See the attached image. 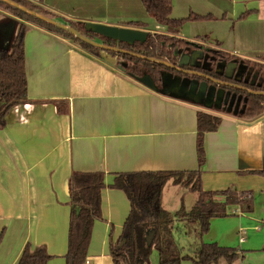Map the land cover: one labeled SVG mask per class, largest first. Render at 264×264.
<instances>
[{
  "label": "crops",
  "instance_id": "crops-1",
  "mask_svg": "<svg viewBox=\"0 0 264 264\" xmlns=\"http://www.w3.org/2000/svg\"><path fill=\"white\" fill-rule=\"evenodd\" d=\"M29 1L73 22L167 31L141 0ZM170 12L177 20L212 16L184 22L177 37L247 60L264 57V0H172ZM0 13L2 25L10 15ZM23 25L28 101L10 109L0 129V264H17L25 248L48 257L46 264H66L70 180L78 171L101 172L105 184L83 264H114L110 244L130 211L125 193L111 186L115 176L165 170H201L205 190L249 192L252 211L231 206L229 215L211 219L203 240L238 252L233 262L216 264H264V177L243 173L264 169V113L247 120L215 112L222 122L205 134L199 166L196 113H213L204 101L151 89L104 50L93 54L30 21Z\"/></svg>",
  "mask_w": 264,
  "mask_h": 264
},
{
  "label": "trees",
  "instance_id": "trees-1",
  "mask_svg": "<svg viewBox=\"0 0 264 264\" xmlns=\"http://www.w3.org/2000/svg\"><path fill=\"white\" fill-rule=\"evenodd\" d=\"M11 1L39 15L66 24L58 18L45 15L49 14V11L45 9L36 11L37 4L35 5L29 0ZM141 2L145 12L157 24L164 25L167 29L166 33L171 35L177 36L182 24L186 21L206 20L212 17L191 13L188 17L177 20L171 18L172 0H141ZM0 5L13 13L27 17L30 22L39 27L71 39L90 53L97 54L102 50L87 45L70 33L55 27L51 22L21 10L6 0H0ZM68 24L91 40H98L104 45L116 46L125 51H130L132 54L119 53L114 50L106 52L123 57L127 62L122 64L120 68L130 72L134 77L149 75L155 84V88L161 93L164 92V86L167 83L171 85L174 83L172 80L184 79L188 81L191 85L190 88L186 87V90L192 94L195 92L194 84L205 82L215 88V91L221 88L224 95L230 98L228 104H222L221 107H218L213 103L209 106L210 108L213 107L222 113L233 114L247 120L261 114L259 108L264 105V73L262 77L254 74L252 69L254 65L249 68L247 64L249 59L240 58L221 49L214 52V59H210L208 50L202 48V55L197 58L194 66H180L181 69L178 70L172 66L178 67L180 54H190L200 46L178 37L191 48L181 50L180 46L177 47L173 43L170 49L167 45L171 42V37L163 34L157 35L160 39L158 44H155L156 35L154 36L149 32L144 43L125 44L104 38L93 31L90 32L89 29L85 28V23L71 21ZM129 24L136 26V28L146 26L144 22L139 21H130ZM9 33H11V28L7 22L0 25V129L6 124L5 117L8 111L15 106L24 105L28 101L26 69L24 68V25L18 26L15 36L8 46V40L5 42V39L11 35ZM230 66L234 71H240L238 77L234 74L227 75L223 71L224 68ZM167 93L193 102L200 101L199 98H192L185 92L183 94ZM201 100L200 102H203V99ZM230 103L232 104L230 105ZM196 115L197 163L200 166L206 158L204 136L218 128L222 122V116L204 111H198ZM243 173L264 177V169H251L243 171ZM167 183L183 186L188 191L193 192L195 202L192 205H186L183 202L172 214L164 208L162 202V192ZM104 186V175L101 172L85 173L78 171L73 173L71 177L72 210L67 236L66 264H83L85 261L94 220L101 218L100 196ZM111 186L122 190L128 203H130V211L124 220L120 239L115 244H110V255L114 264H138L141 261L148 263L151 249H155L158 254L157 264H181L184 258L181 257L180 248L172 235L173 229L179 226L191 229L193 236H195V242L191 247L192 255L189 256L194 264H216L219 258L233 262L238 256V252L231 247L222 246L215 242H205L203 235L208 231L211 219L229 215L231 206L238 205L242 212H251L253 200L249 192L229 188L217 191L205 190L201 184V170L120 173L115 176ZM149 231H153V234L152 240L148 243L146 234ZM48 259V257H33L25 248L17 264H46Z\"/></svg>",
  "mask_w": 264,
  "mask_h": 264
},
{
  "label": "rangeland",
  "instance_id": "rangeland-1",
  "mask_svg": "<svg viewBox=\"0 0 264 264\" xmlns=\"http://www.w3.org/2000/svg\"><path fill=\"white\" fill-rule=\"evenodd\" d=\"M36 9H37L36 11L44 10V8H42L40 5H37ZM0 10L3 11V12L6 11L11 16V17L9 16V20H8V18H3V20H2L3 22L1 23V24H4L5 22H7V24L10 25L11 32H13V29L15 27V24H14L15 21H17L20 24H23V21H29L27 17L20 16L17 13H13L9 9H6L5 7H3L1 5H0ZM1 14L2 13H0V16H1ZM45 15L51 16L52 18H58V19H60L61 22H64L67 25H69L68 23H71L70 19H67V18H65L63 16H60L58 14L56 15L54 13L49 12V14H45ZM130 26H132V25H130ZM17 29H16V31H17ZM149 33H152V35H154V36L163 34V35L171 37V42L167 45V47L170 48V49L172 48L171 44H173V43L177 47L180 46L181 50H183L184 48H188V49L191 48V46H189L188 44H185L183 42V40H180L178 38L179 36L177 37L176 35H171V34H168L166 32L165 33H161V34L160 33H156V32H149ZM156 36L154 38V43L158 44L160 38H158V36L157 37ZM11 38H12V35H8L6 37V39H5V42H7V40L9 41ZM69 40H71V39H69ZM72 42L74 43V41H72ZM193 44H197L198 46H200V48H198V49L201 50V55H202V50H203L202 48H204L205 50H208V55H209L210 59H214L215 58L214 52H216V50H220L217 47H215V45L209 46V45H206V44H204V45L203 44H198V43H193ZM180 48H179V50H180ZM103 53L106 54V51H103ZM93 54H95V53H93ZM112 56L115 57V59L113 60L115 65L117 64V65H119L121 67L122 64L127 62L123 57H121L118 54L112 55ZM176 58H178V55H176ZM194 62H196V61H194ZM244 62H246V61H244ZM247 64L249 65V68H251L254 65L253 68H252L254 74H257L259 77L263 76V73H264V57L255 58V59H249ZM223 71L226 72L227 75L234 74L237 77L240 75V71H234L231 66L224 68ZM165 94H167L168 96H171L167 92ZM210 110L213 112L212 113L213 115L216 114L215 112H222V111H218L216 109H213V107H211ZM259 111H260L261 114L264 113V105H261V107L259 108ZM167 184L170 185L171 183H167ZM171 186H173V187L166 188V186H165V189L162 192V202H163L164 208H166L172 214H174L177 211V209L181 206V204L183 202H185L186 205H192L193 202H195L194 201L195 200V194L193 192L188 191L183 186L182 187H180L178 185H171ZM172 235H173L176 243L178 244V246L180 248V253L182 254L181 257L184 258V260L181 261V264H194L193 261L189 258V256L192 255L191 247H192V245L195 242V238H194L195 236H193V231L191 229H188L187 227L179 226V227H176V228L173 229ZM149 255H150L149 256L150 257L149 258V263L151 262L153 264H157V262H158V254L156 253L155 249H151Z\"/></svg>",
  "mask_w": 264,
  "mask_h": 264
},
{
  "label": "water",
  "instance_id": "water-1",
  "mask_svg": "<svg viewBox=\"0 0 264 264\" xmlns=\"http://www.w3.org/2000/svg\"><path fill=\"white\" fill-rule=\"evenodd\" d=\"M5 1V0H4ZM8 3L20 8L21 10H25L28 13L38 17V18H42L45 19L46 21L51 22L55 27H58L68 33H70L71 35H73L74 37L78 38L79 40H81L82 42L86 43L87 45H90L91 47H98L99 49H102L104 51H110V50H114L117 51L119 53H128V54H132L130 51H125L121 48H118L116 46H107L102 44L101 42L95 41V40H91L89 38H87L86 36H84L81 32H79L76 28L74 29L73 27L67 25V24H62L59 21H54L50 18H48L47 16H43V15H39L35 12H32L28 9H26L24 6H20L18 4H16L15 2L11 1V0H6ZM85 28L89 29L90 32H94L104 38L107 39H113L117 42H121V43H125V44H133L135 42H139V43H144L147 40L148 37V31L146 30H138L132 27H118L116 25H112V24H103V23H99V22H86L85 23ZM199 49H196V51L191 52L190 54L188 53H182L180 54L179 58H178V67L172 66L176 69H181L180 66H187V65H191L194 66L196 63L194 61H196V59L198 57H201ZM199 52V54L196 55V53ZM136 79L141 82L143 85L148 86L151 89H156L155 88V84L152 81L151 77L147 74H145L144 76L141 77H136ZM205 83V82H204ZM212 86L209 87V90H211V93L205 92V97H206V102L205 105L206 106H211L213 103L216 104L218 107H221L222 104H227L228 103V99L229 97L227 95H224V91L220 88L217 89L215 91V88H211ZM164 92H170V93H175V94H180L182 92H178V89L173 88V87H167L165 86L164 88ZM183 94V93H182ZM200 101H202L200 98ZM232 103H230L231 105ZM152 234L153 231H149L146 234V240L149 243L152 240Z\"/></svg>",
  "mask_w": 264,
  "mask_h": 264
},
{
  "label": "flooded vegetation",
  "instance_id": "flooded-vegetation-1",
  "mask_svg": "<svg viewBox=\"0 0 264 264\" xmlns=\"http://www.w3.org/2000/svg\"><path fill=\"white\" fill-rule=\"evenodd\" d=\"M172 81L174 82L172 85L167 83L165 86L176 88V89H178L179 93L180 92H182V93L185 92L187 95H189L190 97L195 98V99H198L199 97L203 98L204 102H205V99H206L205 92L211 93V90L208 91L210 86L207 85L204 82L194 84L193 89H194L195 92L192 94V93H190V92H188L186 90V87L190 88V85H191L188 81H186L184 79H180V81L179 80H172ZM165 86H164V88H165ZM229 101H230V98L228 99V103H229Z\"/></svg>",
  "mask_w": 264,
  "mask_h": 264
}]
</instances>
